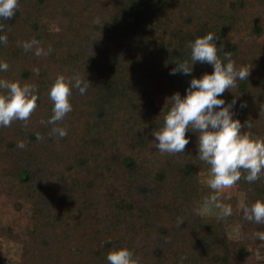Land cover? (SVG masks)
Masks as SVG:
<instances>
[{
	"label": "trees",
	"instance_id": "trees-1",
	"mask_svg": "<svg viewBox=\"0 0 264 264\" xmlns=\"http://www.w3.org/2000/svg\"><path fill=\"white\" fill-rule=\"evenodd\" d=\"M208 32L221 58L228 51L237 68L250 67L223 96L236 98L242 123L251 121L244 130L264 138V0H18L14 16L0 18V61L9 65L0 80L34 85L38 95L27 121L0 126V241L21 245V264H109V250L122 246L139 264H264L247 244L264 224L242 210L200 213L199 173L210 165L197 155L198 133L186 132L183 152L153 146L169 96L212 71L197 62L190 76L169 74ZM32 39L39 45L25 51ZM37 46L47 54L35 55ZM58 74L89 87L73 88L71 112L51 125L48 92ZM245 175L236 182L243 207L264 199V174L254 182ZM229 223L240 224L241 240L227 239Z\"/></svg>",
	"mask_w": 264,
	"mask_h": 264
},
{
	"label": "clouds",
	"instance_id": "clouds-1",
	"mask_svg": "<svg viewBox=\"0 0 264 264\" xmlns=\"http://www.w3.org/2000/svg\"><path fill=\"white\" fill-rule=\"evenodd\" d=\"M18 0H0V18L9 19L14 16ZM215 34L208 32L197 36L191 42L190 59L174 61L175 66L170 69V75L180 73L190 76L194 65L199 62L212 66V71H205L200 76H191L183 95L179 91L171 96V104L164 114L163 125L152 131L153 145L161 153H179L185 151L189 143L187 131L198 133L197 155L199 159L210 165L208 186L216 190L205 204L219 210L218 218L232 214V207L221 202L223 190L232 187L241 177V170L246 171L244 179L254 182L264 174V138L254 136L245 128L252 127L251 121L241 122L233 111L236 98L226 103L223 93L231 90L238 80H248L250 67L237 68L231 59V53L224 51L223 58L218 55ZM7 36L0 35V43H6ZM39 41L32 39L23 44L25 51ZM51 49H49L50 51ZM47 54L37 46L35 55ZM7 62L0 61V71L7 70ZM88 79L79 75L66 77L58 74L49 88V98L53 102L52 115L47 123L56 125L72 110L70 97L72 89H78L84 94L89 87ZM0 126H9L13 120L27 121L36 108L38 95L34 85L21 83L19 80H0ZM168 98V97H167ZM246 104L242 103L241 107ZM51 132L60 137L67 135L64 127L53 126ZM39 138V137H38ZM18 147L24 148L23 141ZM199 212V209H194ZM243 218L264 224V199L255 200L250 206H244ZM182 221L178 218V223ZM256 237L264 241V231H259ZM109 264H139L131 249L126 246L112 248L107 257ZM183 260V258H181Z\"/></svg>",
	"mask_w": 264,
	"mask_h": 264
},
{
	"label": "rangeland",
	"instance_id": "rangeland-1",
	"mask_svg": "<svg viewBox=\"0 0 264 264\" xmlns=\"http://www.w3.org/2000/svg\"><path fill=\"white\" fill-rule=\"evenodd\" d=\"M157 75L159 74L156 73L155 76ZM142 83L146 84L145 82ZM210 175V171H202L199 173V182L203 186L200 213L208 218L218 216L219 213L218 209L209 207L205 204V201L211 195L215 194L216 191L211 189L207 184V180ZM220 200L225 204L231 205L232 210L237 214H240L245 200V193L242 189L239 188V185L235 183L232 187L222 191ZM225 232L227 239L230 241H237L243 238V232L240 224H226ZM247 244L248 248L253 251V261H255V263L264 261V241L258 240L256 235L253 234L250 236V241ZM250 262L251 260H246L241 262V264H250ZM0 264H21V245L11 240L1 238Z\"/></svg>",
	"mask_w": 264,
	"mask_h": 264
}]
</instances>
